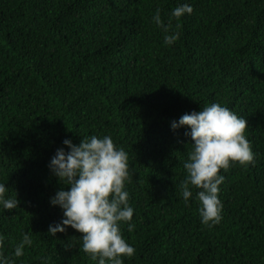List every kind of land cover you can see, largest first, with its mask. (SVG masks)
Segmentation results:
<instances>
[{"label":"trees","instance_id":"16d2710c","mask_svg":"<svg viewBox=\"0 0 264 264\" xmlns=\"http://www.w3.org/2000/svg\"><path fill=\"white\" fill-rule=\"evenodd\" d=\"M0 264H264V0H0Z\"/></svg>","mask_w":264,"mask_h":264}]
</instances>
